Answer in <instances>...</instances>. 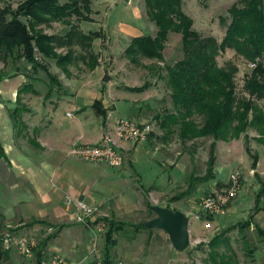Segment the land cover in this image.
<instances>
[{"label":"rangeland","instance_id":"1","mask_svg":"<svg viewBox=\"0 0 264 264\" xmlns=\"http://www.w3.org/2000/svg\"><path fill=\"white\" fill-rule=\"evenodd\" d=\"M238 1L184 0V11L193 19L196 30L205 35H213L221 41L226 26L220 22V19L227 17L230 6ZM18 2L19 0H0V6L11 5L15 9ZM92 8V21L76 22V24L85 33L99 31L101 37L104 38V42L109 37L112 43L119 42V46H121V52L115 61L113 57L111 60H106L107 57L100 56L99 65L102 64L106 69L108 68V72L113 78L107 83L109 86L106 88L111 91L108 94L118 97L121 96L122 90L126 89L127 91L131 88L129 86L141 87L146 85L144 93L130 95L129 99L130 97L135 99L136 97H146L139 115L151 124L153 135H149L147 142L138 145L136 150H132L127 154L126 166L124 165L122 168L99 167L95 164H88L92 167V170L85 172L90 182L92 197L99 201L105 199L106 203L102 200V205L106 208L107 218L104 220L103 217H99L98 223L92 220L87 224L86 229L90 232V250L85 263L81 264H92L99 258H105V237L111 222L123 223L122 230L114 232L113 239L117 237L121 243H127L129 247L127 251H130V248L132 250L133 247L136 254H139V252L144 253L145 260L148 262L144 264H213L210 242L225 230L227 232L223 235L235 252L238 264H264V237L259 233L260 229L264 230V210H257L258 207L262 208L264 206V196L258 206L255 203L256 196L260 191L259 178L264 180V144L258 140L260 137L258 132L249 129L240 139L228 142L218 141L215 150L217 158L214 170L215 177L207 182L195 181V186L191 188L192 176L193 179L201 178L207 173V161L213 139L203 138L195 142L183 143L177 134L168 139H163L164 132L161 131L155 118L166 110L173 109L170 100V89L165 79V67L173 65L182 57L181 35L170 33V40L164 50L162 65L159 63L152 64L151 60L146 59L142 61L143 66L130 65L126 62L123 48L131 43L129 41L132 40V37L140 35L155 36L157 32V27L148 17L145 0H129V2L126 0H93ZM69 29V26L62 23H52V25L45 27L47 33L58 35L65 34ZM104 47H107V45H104ZM218 61L220 65H224L228 61H234L239 66V73L236 76L237 93L239 97L243 96V76L250 68L249 62L235 55L234 51L230 49L221 54ZM25 66L23 60L16 64L8 62L5 65L0 59V73L7 74L9 77L21 72L24 73ZM50 66H55L54 62H50ZM76 66L79 68L78 75L82 76L84 72V74H87L85 79L88 80L90 72L88 66L80 62ZM156 67H160L159 70ZM35 76L40 79L39 82H33L40 91V95L33 98L34 102L32 104L33 110L36 109V112L39 113L42 110V105H46L50 109L52 106L44 102L49 82L46 74L39 71ZM103 77L104 69L102 68V75L98 77L100 84ZM5 80H8L6 75L3 81ZM53 90V94L58 91L59 98L64 91V89H58L56 86ZM76 96L73 98L70 96L69 101H62L50 113L56 124L61 128L70 126L72 121H76V118L69 119L66 115L67 111L72 110L74 102L78 103L79 98ZM257 102L264 110V100ZM116 104H118L119 117H117V112L114 117L137 120L134 114L135 111L129 103L119 100ZM30 112V114H26L27 118L35 116L34 111L30 110ZM45 112H43V115L48 116L49 113ZM102 119L101 116L94 119L96 126L99 128L102 125ZM25 139L22 137L20 141L25 143ZM247 139L251 153L246 150ZM254 154L259 157L255 169L252 166V155ZM44 155L45 160L49 161L47 154ZM235 172H238L241 177L242 186L239 195L232 202L228 215L221 216L213 222L210 230H206L204 221L197 218L200 215V201L215 185L227 182ZM14 177L15 175L9 166H6V164L0 165V236L6 238L8 235L15 237L27 236L28 234V236L35 238L38 243L51 237L48 244H53L54 239L59 236L60 232L56 225L52 227L43 224L37 228H27L17 218L16 221L6 222L5 214L9 215L10 211L15 212L16 216L20 214V206L15 207L13 210L11 209L13 206L9 208L12 203L16 204L13 199L20 197V193H17L19 191L14 192L18 189H12L10 186L12 179V184L15 180H18ZM5 184L8 185L5 186ZM117 195H119V198L114 197L113 201L107 200ZM112 203V206L118 209L117 212L109 209L111 208L109 204ZM151 205L169 206L170 209L179 210L187 215L190 221L189 235L191 240V244L187 249L181 252L176 250L168 240L166 232L161 229L151 228L146 230L144 226V228H140V226L138 228V225H143L144 222L157 216L151 209ZM119 209L124 211L125 214L119 212ZM110 211H113L112 214ZM250 217H253L251 227L233 228V225L237 222L246 221ZM26 221L31 222L30 217ZM135 230L142 231L143 237L141 236L130 247L127 238H132ZM162 232H164L162 239L156 241L146 240L148 233L151 237L157 239L159 238L158 234ZM134 238H136V235H134ZM223 243L225 242L221 240V243L216 246L215 250L217 252H228L226 245ZM56 253L59 252L47 246L44 254L46 261ZM117 253V250H112V262L121 259L128 261V259L119 258ZM1 264H35V254L31 257L23 256L13 246L10 260H5Z\"/></svg>","mask_w":264,"mask_h":264},{"label":"trees","instance_id":"2","mask_svg":"<svg viewBox=\"0 0 264 264\" xmlns=\"http://www.w3.org/2000/svg\"><path fill=\"white\" fill-rule=\"evenodd\" d=\"M92 2L93 0H19L15 9L11 5L0 6V59L5 65L22 60L26 64L23 74L27 82L18 92V102L22 92H37L33 82H39L40 79L35 76L39 71H43L49 80V93L54 86L61 87L57 76L49 69L50 62H54L66 74H69L68 66L79 62L85 63L89 70L98 66V55L93 49V42L102 36L101 32L85 33L76 24L92 21ZM145 5L157 32L155 36L133 37L124 54L131 64L137 66H143V59L157 64L164 61V50L170 40V33L181 35L182 57L173 65L165 67V79L170 89L173 109L166 110L155 118L164 132L163 139L174 134L183 143L203 138L213 139L207 173L201 178L193 179L192 176V188L197 181L207 182L215 177V150L218 141L237 140L249 129H254L260 136L258 140L264 144V110L257 102L264 100V0H239L233 3L227 17L220 19L226 26L221 41L194 28L193 19L184 11V0H145ZM52 23H62L70 29L63 35L49 34L45 27ZM229 49L250 65L255 64L244 73L241 97L237 93L236 83L239 66L234 61H228L224 65H220L218 61L220 55ZM159 68L156 67L157 70ZM5 75L9 77L0 73V82ZM145 89L146 85L129 88L131 92H142ZM93 108L105 122L107 109L102 101L97 100ZM24 109L20 106L10 111L17 136L27 128L21 118ZM152 133L153 128L150 136ZM246 145V150L251 153L248 139ZM3 158L8 159L0 141V160ZM252 158L255 169L259 157L254 154ZM259 181L256 206L264 196V180L259 178ZM257 210H264V206ZM252 218L237 222L233 228L251 227ZM36 222L46 224L44 221L33 220L29 226ZM122 225L123 223H110L106 235L111 244H115L112 236L114 232L122 230ZM139 226L144 228L142 224L138 228ZM225 232L227 230L210 242L211 261L213 264H238L235 252L223 235ZM259 233L264 237V230L260 229ZM50 239L51 237L46 238L34 249L35 264L46 261L44 254ZM221 240L225 242L223 244L227 247V253L215 250ZM16 251L18 252L17 249ZM12 252L13 245L5 243V238L0 236V264L10 260ZM104 261L105 264L113 263L108 253Z\"/></svg>","mask_w":264,"mask_h":264},{"label":"crops","instance_id":"3","mask_svg":"<svg viewBox=\"0 0 264 264\" xmlns=\"http://www.w3.org/2000/svg\"><path fill=\"white\" fill-rule=\"evenodd\" d=\"M129 42H131V40ZM104 45H107V47H104ZM129 45L130 44L123 48V52ZM93 49L98 55V66L94 70L88 69V71H90L88 80L85 79V75L87 74H84V72L82 76L78 75L79 68L76 65L68 66L69 74L63 72L55 63V66H50L49 69L51 73L57 76L61 84V87H56L58 89H64L60 98L58 97V91H55L54 94V90H52L51 93L48 91L46 92L44 102L51 105V109L46 105H42V110L39 113L38 111L36 112V109L33 110V98L40 95V91L36 87V93L27 91L22 92L20 94V102L17 101L19 90L27 82L22 72L15 76L8 77V80H2L0 82V141L8 158L7 160L4 158L1 159L0 165L6 164V166H9L12 170L15 175L14 178L18 180H15L12 184V179L10 186L12 189H18L14 190L15 193L17 191H19L17 193H20L18 199H13L16 204L12 203L9 206V208L13 206L11 208L12 210L20 206V214L16 216L15 212L10 211L9 215L5 214L6 222L16 221L18 219L22 225H26L27 228H37L43 225L42 223L36 222V224L29 226L31 222L28 223L26 220L30 217L31 221H44L52 227L56 225L60 231L59 236L54 239L53 244H47V246L61 253L62 256L69 260L70 264L85 263L88 257L90 250V232L86 229L87 224L92 220L98 223L99 217H103L104 220L107 218V213H105L106 208L102 205V200L106 203L104 201L105 199H101V201L97 199V201L92 197L90 182L87 179L88 177L85 171L92 170V167L88 166V164H95L99 167H109L104 162L81 161L72 155V149L79 145L95 144L101 140L107 120L110 119V121H112L119 117L118 104H116L119 100L126 101L132 106L135 111V117L139 122L148 123L139 115L140 108L142 103L146 100V97H136V99L130 97L129 99L130 95L144 93V91L136 93L131 92L129 89H127V91L124 89L125 93L122 90L121 96L115 97L108 94L111 91L107 89V86H109L107 83L105 85L103 81L101 84L98 82V77L102 75V68L104 69V74L106 70L109 71L108 68L106 69L102 64L99 65L100 56L107 57L106 60H111L113 57L115 61L121 52L119 42L116 44L112 43L109 37H107L106 42H104V38L99 37L94 40ZM62 50L66 52L65 49ZM76 50L80 51L77 47ZM82 53L84 54L83 51ZM126 62L131 65L127 58ZM159 64L162 65L163 63L159 62ZM2 82L3 84H1ZM129 87L133 88L136 86ZM119 93H121V91H119ZM70 96H72V98L76 96L79 98L77 102L80 103L81 100L82 102L80 104L74 102L72 110L67 111V113L72 112L73 114L72 117H67L69 119L76 118V121H72L70 126L61 128L56 124V121H54L50 113L53 108L56 109L62 101H69L68 98H70ZM97 100L102 101L103 106L107 109V119L105 122L102 121L100 128L96 126L94 121L95 117H99L93 108ZM20 106L25 108L21 118L27 128L22 134L17 136L10 111ZM30 110L35 112V116L27 118L26 114H30ZM45 111L49 113L47 114L48 116L43 115V112L46 113ZM115 113L118 115L117 117H114L116 116ZM22 137L26 138L25 143L20 141ZM140 144L143 143L129 142L126 144L125 162L118 168H122L124 165L126 166L128 159L127 154L132 150H136V147ZM45 153L48 159H50L49 161L45 160ZM134 153L136 155L135 151ZM7 185L8 184H5V186ZM68 197L74 200V203L70 207L65 204ZM114 197L119 198V195L110 197L107 200L113 201ZM80 201L98 208V211L87 217L86 221L81 220L83 212L80 211L76 203ZM109 205L111 206V208H109L110 210H118L112 206L113 203ZM113 211H110L111 214ZM119 212L125 214L124 211H120V209ZM146 230H149V228H146ZM135 231L134 235H136V238H134V235H132V238H127L130 247L133 246L141 236L143 237L142 231ZM164 232L159 233V238L157 239L151 237L150 233H148L146 240L156 241L160 238L162 239V234ZM105 238V256L108 253L110 258H112V250H117L119 258L128 259V261L133 263L136 262V264H144L146 262L144 253L139 252V254H136L133 247L132 250L130 248V251H127V249H129L127 243H121L117 237L113 239L115 240V244L110 243L107 235Z\"/></svg>","mask_w":264,"mask_h":264},{"label":"built area","instance_id":"4","mask_svg":"<svg viewBox=\"0 0 264 264\" xmlns=\"http://www.w3.org/2000/svg\"><path fill=\"white\" fill-rule=\"evenodd\" d=\"M251 64L250 67H254ZM68 117H72V112L67 113ZM152 132L150 123L139 122L131 118H115L107 120L104 133L101 140L95 144H84L75 146L72 149V155L85 162H104L109 167H121L125 162L126 144L129 142L145 143ZM241 177L238 172L233 173L229 180L222 185H215L209 193H207L200 201L199 220L204 221L205 229L210 230L214 221L221 216H227L232 202L238 197L241 189ZM74 203L71 197H68L65 204L70 207ZM80 211L82 221H86L87 217L95 214L98 208L90 206L85 202H76ZM209 221V222H206ZM5 238V243H11L18 252L26 257L34 254V249L38 245V241L28 235L11 236ZM43 264H70L60 253L51 255L48 261ZM92 264H105L104 259H97ZM112 264H135L131 261L118 260Z\"/></svg>","mask_w":264,"mask_h":264},{"label":"water","instance_id":"5","mask_svg":"<svg viewBox=\"0 0 264 264\" xmlns=\"http://www.w3.org/2000/svg\"><path fill=\"white\" fill-rule=\"evenodd\" d=\"M129 2V0H126ZM112 76L106 70L102 81L108 83ZM151 209L156 213V217L143 223L146 228H157L166 232L168 240L178 251H184L191 244L189 235L190 221L186 214L179 210L168 207L151 205Z\"/></svg>","mask_w":264,"mask_h":264}]
</instances>
